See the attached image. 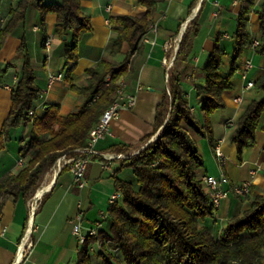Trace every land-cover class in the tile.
Listing matches in <instances>:
<instances>
[{
  "label": "crops",
  "instance_id": "obj_1",
  "mask_svg": "<svg viewBox=\"0 0 264 264\" xmlns=\"http://www.w3.org/2000/svg\"><path fill=\"white\" fill-rule=\"evenodd\" d=\"M16 1H9L4 19H1L2 24ZM79 1L82 11L90 18L91 31L78 42V61L72 72L69 73L71 63L65 59V48L72 43V34L67 33L64 39L55 33V14H47L42 27L39 12L30 9L25 22L7 38L0 52V130L11 107V89L20 77L22 59L17 56L16 50L24 38L35 84L42 93L41 98L34 103L32 111V115L39 118L44 115L46 106L51 104L59 105V114L63 117L79 110L86 98L73 91L71 86L83 87L88 78L87 71L102 59L115 64L127 59L129 75L118 81L124 84V92L127 95L135 97V105L121 109L118 117L110 124V134L101 138L94 148L105 154H121L111 150L112 147L120 145L130 147L127 154L142 150L158 135V132H154L157 107L165 93L169 94L166 74L169 75L175 68V57L181 38L191 29L193 20L197 21L199 28L197 35L192 39V49L187 58L189 69L183 72L181 88L193 117L202 126L203 114L197 96V89H203L205 85L202 70L208 63V56L215 43L218 42L225 52L222 66L227 65V69L222 71L224 74L228 72L241 0H158L149 25L150 27L157 24L156 31H150L148 28L135 51L129 53L128 46L123 45L113 57L109 53L115 31L114 26L109 23V18H141L147 8L141 5L139 0ZM60 2L61 0L44 1L47 5ZM261 4L262 0H255L248 14L247 30L252 43H258L260 39V23L256 11ZM16 32L20 35L13 41L12 57L6 60L3 58L4 53ZM47 40L48 49L45 47ZM246 62H250L251 68L244 80L241 71ZM6 65H10V68L1 74ZM168 65L171 67L167 70ZM59 73L63 76L62 80L49 87L48 75ZM262 74L264 56L255 55L253 50L245 51L231 80L230 89L222 94L225 107L210 116V133L205 131L201 136L190 133L204 164L197 171L198 178L202 180L205 176H212L218 180L220 187L228 192V196L216 209L214 217L203 223L215 236L219 235L230 218L249 207L247 198L238 197L233 193L235 186L249 183L252 194L264 195V114L259 120L254 144L243 149L240 156L238 147L230 141L237 120L246 107L264 97V93L254 87L242 92L247 81L255 83ZM238 97L241 98L239 103L235 101ZM167 117L168 115L165 119ZM229 121L233 122V127L227 126ZM31 129V124H28L12 130L9 142L5 148L0 149V177L7 173L17 174L26 163L27 159H21L18 151L21 145L28 142ZM216 147L221 150L223 158L215 155ZM89 159L84 173L85 186L82 188L74 183L68 169L57 172L51 167L49 172L44 173L37 191L45 190L32 216L30 198L14 201L9 197L4 201L0 218V264L15 263L17 247L25 232L30 233L32 249L20 264H75L81 245L72 234L71 220L79 212L83 214L84 233L95 227L98 222H102L101 230L106 232L107 221H102L101 216L107 215V201L116 189L113 175L120 180L134 183L119 176L122 160H115L109 168H104L100 157L90 156ZM134 186L137 187L135 184ZM101 253L113 255V250L108 244H95L90 247L91 256L99 259L102 258ZM113 264L123 263L118 259L113 261Z\"/></svg>",
  "mask_w": 264,
  "mask_h": 264
},
{
  "label": "trees",
  "instance_id": "obj_2",
  "mask_svg": "<svg viewBox=\"0 0 264 264\" xmlns=\"http://www.w3.org/2000/svg\"><path fill=\"white\" fill-rule=\"evenodd\" d=\"M44 1H16L7 20L0 24V52L7 38L25 22L30 9L39 12L42 27L45 16L52 13L56 15L55 33L60 38L69 32L72 34V43L65 48V59L71 63L70 73L78 61V42L91 31L90 18L82 11L79 0H61L58 4L49 5ZM157 2L139 0L147 8L141 18H109L115 31L110 42L111 57L123 45L128 46L129 53L135 51L148 31ZM254 3L255 0H241L228 72L224 74L221 69L225 52L218 42L202 70L205 85L203 89H197L203 114L202 126L193 117L181 88L183 72L189 69L187 58L192 49V39L198 33L197 21L193 20L191 29L183 34L175 57V68L168 76L169 94L165 93L156 111L154 132L158 135L136 155L122 160L119 167L132 170L137 187L113 175L116 188L121 190V198L109 205L106 218L109 232L101 231L98 237H87L75 264H91L90 247L95 244H108L113 250V255L101 253L103 264H113L118 259L123 264H264V195H254L250 190L243 197L247 198L249 207L230 218L218 236L213 235L203 223L214 217L216 208L197 176V171L204 164L190 134L201 136L205 131L210 133V116L225 107L222 94L230 89L245 51L253 50L255 55L264 56V0L256 11L260 39L254 48L247 30L248 14ZM16 54L22 59L20 77L11 89V107L0 130V149L9 142L13 129L28 124L32 129L28 142L18 151L21 159H27L26 163L17 174L7 173L0 177V218L6 199L28 198L42 175L58 158L65 154L75 156V149L87 146L90 130L116 98L118 80L129 75L127 59L119 64L102 59L87 71L88 78L83 87L71 86L73 91L86 98L79 110L63 117L59 114V105L51 104L39 118L33 116L32 111L42 93L35 84L24 38ZM9 68L10 65H6L1 74ZM107 76L110 80L105 85ZM254 88L264 93V74L255 81ZM262 114L264 97L251 102L238 118L230 141L238 147L239 156L243 149L254 144ZM111 150L127 154L130 147L120 145Z\"/></svg>",
  "mask_w": 264,
  "mask_h": 264
},
{
  "label": "built area",
  "instance_id": "obj_3",
  "mask_svg": "<svg viewBox=\"0 0 264 264\" xmlns=\"http://www.w3.org/2000/svg\"><path fill=\"white\" fill-rule=\"evenodd\" d=\"M1 22H3L1 20ZM157 29V24H152L149 27L150 31H156ZM257 42H254L252 44L253 48L257 45ZM49 46V40L45 42V47L48 49ZM171 66H167V70ZM251 68L250 62H246L243 66V69L241 71L242 78L245 80L246 79V74L248 70ZM168 74H166V81H168ZM63 76L62 74H50L48 75L47 81H48V86L51 87L54 85L56 82L62 80ZM110 80V77L107 76L105 78V85H108V82ZM119 88L116 93V98L114 102L103 111L101 114L99 121L97 124H95L92 129L89 132V139L87 146L84 148L80 149H75L73 152L76 153L75 156H68L67 154L62 155L60 158H58L55 163L53 164L52 168L60 172L64 170L65 168L68 169V171L72 174L73 176V181L74 183L82 188L85 186V179H84V173L86 170V167L88 163L90 162L89 157L90 156H98L101 158L103 167L104 168H109L110 164L114 162L115 160H124L126 158H130L131 156L135 155L138 153L135 152L132 155H124V154H105V153H100L97 151L94 147L98 143V141L103 138L106 135L110 134L109 128L111 122L116 119L121 111L122 108H131L135 105V97L131 95H127L124 92V84L120 81H118ZM254 87V82L252 81H247L245 87L243 88L242 92L251 89ZM237 103L241 102V98L238 97L235 99ZM233 122L229 121L227 123L228 127H233ZM140 151V150H139ZM215 155L219 158H223V154L219 147L215 148ZM22 163V160L20 161ZM203 186L206 190V193L210 196L212 203L214 207L217 209L223 199H225L228 196V192L223 190L220 187V184L218 180L212 176H205L202 179ZM233 193L238 196V197H245L250 193V184L249 183H243L239 186H235L233 188ZM42 196V195H41ZM41 198V197H40ZM40 198H36L35 195L31 199V204H30V214L31 216L34 214V211L37 208V202ZM121 198V190L120 188H116L115 191L110 195L108 199V205H113L117 201H119ZM102 221H105L107 218V215H102L101 216ZM83 214L82 212H79L75 215V217L71 220L72 223V234L76 236L79 245L82 246L84 243L85 239L87 237H98L100 235L101 230V223L98 222L97 225L93 228H90L87 230L86 233L83 232ZM32 249V243L30 240V233L25 232L18 247H17V253H16V258H15V263L17 264L22 263L27 256L29 255L30 251Z\"/></svg>",
  "mask_w": 264,
  "mask_h": 264
},
{
  "label": "rangeland",
  "instance_id": "obj_4",
  "mask_svg": "<svg viewBox=\"0 0 264 264\" xmlns=\"http://www.w3.org/2000/svg\"><path fill=\"white\" fill-rule=\"evenodd\" d=\"M9 1L10 0H2V2H1V16H0V21H1V19H4L3 18V16L6 14V12H5V10L7 9V7H8V4H9ZM48 2L50 1H53V0H47ZM60 1V0H59ZM7 19H5V21H6ZM0 24H2L1 22H0ZM19 35H20V33L19 32H16L15 34H14V36H13V40L10 42V45H9V47L6 49V51H5V53H4V56H3V58L4 59H6V60H9L11 57H12V53H13V41H16L17 39H18V37H19ZM222 70H226L227 69V65H223L222 66V68H221ZM156 139V138H155ZM154 139V140H155ZM153 140V141H154ZM152 141V142H153ZM136 152V151H135ZM139 152V151H138ZM132 153H130V154H127L128 156L129 155H131ZM136 155V154H135ZM50 170V169H49ZM49 170H48V172H49ZM43 176L44 175H42V177H41V179H40V181H39V183H38V186H37V188L28 196V198H30V199H32L33 197H34V195H35V193L37 192V190H39V188H40V186H41V182L43 181ZM119 176L120 177H124V178H126V180H128V181H132L135 185H136V181H135V177H134V175H133V173H132V170L129 168V167H123L122 169H121V171H120V174H119ZM30 202H32V201H30ZM107 203H108V201H107ZM105 231L106 232H109V225H108V223L106 224V226H105ZM91 264H103V259L101 258V257H99V259H98V257H95V256H91Z\"/></svg>",
  "mask_w": 264,
  "mask_h": 264
},
{
  "label": "bare ground",
  "instance_id": "obj_5",
  "mask_svg": "<svg viewBox=\"0 0 264 264\" xmlns=\"http://www.w3.org/2000/svg\"><path fill=\"white\" fill-rule=\"evenodd\" d=\"M44 190H45V189H43V190H41V191H37V192L35 193V197H36L37 199L40 198L41 195L43 194Z\"/></svg>",
  "mask_w": 264,
  "mask_h": 264
},
{
  "label": "water",
  "instance_id": "obj_6",
  "mask_svg": "<svg viewBox=\"0 0 264 264\" xmlns=\"http://www.w3.org/2000/svg\"><path fill=\"white\" fill-rule=\"evenodd\" d=\"M64 39H66V37L64 36Z\"/></svg>",
  "mask_w": 264,
  "mask_h": 264
}]
</instances>
